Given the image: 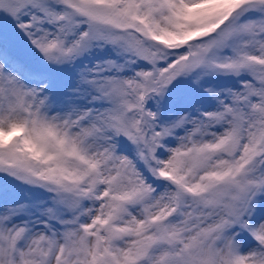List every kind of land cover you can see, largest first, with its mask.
I'll return each mask as SVG.
<instances>
[{"label": "snow or ice", "instance_id": "obj_1", "mask_svg": "<svg viewBox=\"0 0 264 264\" xmlns=\"http://www.w3.org/2000/svg\"><path fill=\"white\" fill-rule=\"evenodd\" d=\"M0 264H264V0H0Z\"/></svg>", "mask_w": 264, "mask_h": 264}]
</instances>
